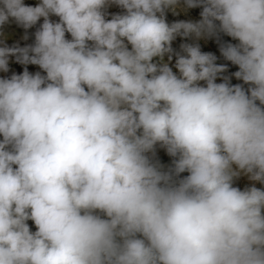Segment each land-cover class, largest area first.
I'll use <instances>...</instances> for the list:
<instances>
[{
  "label": "clouds",
  "instance_id": "obj_1",
  "mask_svg": "<svg viewBox=\"0 0 264 264\" xmlns=\"http://www.w3.org/2000/svg\"><path fill=\"white\" fill-rule=\"evenodd\" d=\"M10 23L34 42L9 46ZM221 34L243 83L201 49ZM12 58L0 264H264V188L234 186L264 185V0H0V72Z\"/></svg>",
  "mask_w": 264,
  "mask_h": 264
},
{
  "label": "rangeland",
  "instance_id": "obj_2",
  "mask_svg": "<svg viewBox=\"0 0 264 264\" xmlns=\"http://www.w3.org/2000/svg\"><path fill=\"white\" fill-rule=\"evenodd\" d=\"M25 4L35 6L37 3H39V0H24ZM122 10L115 5L111 6L108 9V12L110 14H116L120 13ZM200 8H193L188 9L186 12L181 11L179 15H173L171 12L167 14L168 21L174 22L178 20H191V21H198L201 19L200 17ZM53 20H57V17H52ZM42 23V20L39 22ZM39 23L37 26L33 27L32 29L28 30L29 39L24 40L23 36L25 34V30L23 28L18 27L15 23H10L5 26L4 33H5V40L6 43L11 46L13 44L19 43L20 46H25L26 44H31L34 42V35L33 33L36 31V28L39 27ZM70 38V37H69ZM184 42L179 37L176 41L173 42V48L179 51L180 44ZM191 42V41H189ZM201 45L202 51L212 52L217 56V63L227 65V70L222 74L224 76H229L231 78V83L237 84V83H243L240 80H237L232 74L238 70L237 66L232 65L231 62L226 61L223 56L220 54L219 47L221 43H232V44H238V41L233 40L231 37H228L227 35L221 34L220 37L217 39L216 37L208 38V39H202L199 41ZM165 60H167V57H165ZM175 64V57H173V60L170 62V66H173V70ZM25 66L17 64L14 62V58L11 59L10 65H9V72L3 73L0 72V77H10L12 73H21L23 71ZM29 72L35 73L37 71H41L38 66L35 65H28ZM217 82H220L219 80ZM246 87V86H245ZM157 159L160 161V163L165 167L168 168L171 166L172 158L169 157L165 150L159 149L157 150ZM187 175V173L181 174ZM255 185L258 188H264V185H261L258 182H254L249 180V178L246 175H241L240 177L236 178L234 181V186H237L243 190L246 187H250L252 185ZM29 227L32 231L36 230V227L32 221H28Z\"/></svg>",
  "mask_w": 264,
  "mask_h": 264
}]
</instances>
